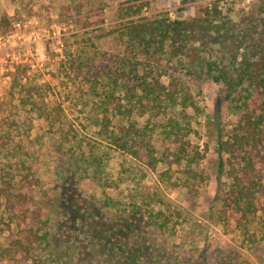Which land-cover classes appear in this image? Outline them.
I'll return each mask as SVG.
<instances>
[{"label":"trees","instance_id":"trees-1","mask_svg":"<svg viewBox=\"0 0 264 264\" xmlns=\"http://www.w3.org/2000/svg\"><path fill=\"white\" fill-rule=\"evenodd\" d=\"M151 1L127 2L121 15L129 20L114 31L124 50L117 67L101 70L94 79L87 76V89L78 90L89 134L73 125L64 129L63 105L49 107L44 90L21 80L14 86L22 112L48 128L58 223L53 225L48 215L54 201L33 169L32 155L18 144L14 161L0 173V236L12 233L10 255L28 264H137L141 255L148 256L145 229L169 231L179 224L174 220L180 212L156 208L165 203L149 193L138 202L137 189L132 202L119 207L111 197L101 202L79 186L92 181L103 191L118 189L123 171L121 177L107 175L108 162L118 153L151 172L159 166L182 167L180 185L196 194L207 176L185 114L198 110L187 87L193 77L220 85L234 118L217 139L218 173L227 179L217 199L223 220L235 224L242 243L264 264V7L243 27L225 19L217 5L191 19L143 17ZM11 26L9 16L0 17V34ZM88 52L81 48L78 55ZM152 254L155 264L158 255ZM203 257L206 264L210 258ZM248 258L226 252L215 264H250Z\"/></svg>","mask_w":264,"mask_h":264},{"label":"rangeland","instance_id":"rangeland-1","mask_svg":"<svg viewBox=\"0 0 264 264\" xmlns=\"http://www.w3.org/2000/svg\"><path fill=\"white\" fill-rule=\"evenodd\" d=\"M128 1L0 0V17L7 15L12 20L11 31L0 34V173L14 161L18 144L28 151L33 169L38 171L46 184L45 191L54 201L48 212L53 225L58 223V212L56 194L51 191L48 128L22 112L14 86L21 80L44 90L49 107L63 105L67 118L64 129L73 125L89 134L90 130L84 129L88 120L81 111L78 90L87 89V76L94 79L101 70L117 67L124 50L114 39L117 35L114 31L129 20L121 15ZM214 5L222 10L225 19L244 27L246 19L264 7V0H152L141 15L150 19H191ZM81 48H86L89 54L78 55ZM187 82L198 110L190 109L185 114L192 121L190 135L204 155L201 167L207 176V181L198 185L196 194H190L180 185L182 167L159 166L156 172H151L118 153L113 154L107 169V175L118 177L123 171L118 189L103 191L92 181H83L79 188L101 202L109 196L119 207L130 204V195L137 189L138 202L149 193L165 203L164 206L159 203L156 208L170 207L180 212L181 216L174 220L179 224L173 223L174 228L169 231L145 229L151 253L141 255L137 264H153V252L158 255L155 264H204V254L210 258L207 263L215 264L226 252H241L249 257L250 264H262L255 259L251 248L242 243L235 224L223 220L217 199L220 186L227 184V179L218 173L217 139L234 123L221 95L222 87L205 78L191 77ZM125 167L133 171L124 172ZM144 174L147 176L143 177ZM116 205L109 210V218L116 213ZM11 240L12 233L8 230L0 236V264H28L10 255Z\"/></svg>","mask_w":264,"mask_h":264}]
</instances>
